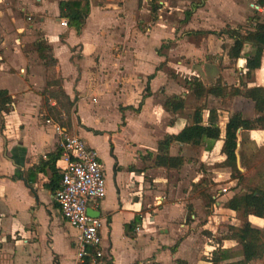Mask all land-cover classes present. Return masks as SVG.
I'll return each mask as SVG.
<instances>
[{"label": "crops", "instance_id": "1", "mask_svg": "<svg viewBox=\"0 0 264 264\" xmlns=\"http://www.w3.org/2000/svg\"><path fill=\"white\" fill-rule=\"evenodd\" d=\"M60 1L0 0V91H5L9 98L6 109H0V264H84L76 259L78 234L61 217L52 191L59 188L64 168L61 140L54 132V125L77 135L94 150L88 139L92 142L93 137H100L106 144L107 166L98 156L105 197L96 209L101 220L103 256L93 260L90 255L88 264H174L176 260L211 264L215 251H226L230 255L237 248L235 241L223 239L226 233L221 236L217 231L219 225L240 227L242 224L235 212L222 207L230 196L225 200L211 197L215 201L207 207V221H200L205 217L200 207L205 198L192 192L198 178L188 179L185 173L188 164H185L179 175L175 173L174 186L170 179L173 170L153 167V159L145 166L146 170H141L136 153L140 145L147 144L148 137L139 119L130 118L129 111L142 107L143 99L138 108H134L125 103L123 96H114L119 86L115 80L123 79L118 75L136 77L147 73V83L150 82V87L154 85L153 79L165 64L162 60L159 66L151 65L156 64L159 57L165 59L161 52L164 43L158 41V34L153 33L148 43L142 44L145 51L135 49L134 54L130 53L126 48L129 32H136L138 36L133 28L137 11L131 3L89 0L88 17L80 34H76L62 25L66 20L59 17ZM209 1L217 4L214 9L220 14L240 12L245 14V19L249 16L247 7L256 3V15L264 22V9L256 0ZM224 20L227 21L226 16ZM38 36L51 48L56 61L52 68L44 67L35 52L33 44ZM225 59L226 56L223 63ZM234 63L244 74V58ZM254 75L256 85L253 87L264 88V54ZM247 85L252 87L250 83ZM54 88H61L79 110L87 101L91 104L94 98L106 103L120 102L121 106L117 104L111 116L123 121L125 126L116 133L93 134L74 126L73 132L70 131L49 114V108L52 110L56 101L48 97L46 90ZM147 90L148 84L144 88ZM251 107L253 109L252 103ZM142 112L143 108V118L149 117ZM255 116L252 113V117ZM206 118L203 116L204 121ZM48 120L50 123H46ZM190 123L179 119L175 125H169L166 134H176ZM220 130L219 140L203 157L215 152L223 161L220 148L224 131L221 127ZM253 132L260 134L258 138L264 144V131H247ZM58 150L59 158L51 161L50 156ZM186 203L191 205L189 211ZM246 221L264 231L263 219L250 215ZM240 260L230 257L221 263L237 264Z\"/></svg>", "mask_w": 264, "mask_h": 264}, {"label": "rangeland", "instance_id": "2", "mask_svg": "<svg viewBox=\"0 0 264 264\" xmlns=\"http://www.w3.org/2000/svg\"><path fill=\"white\" fill-rule=\"evenodd\" d=\"M205 1L159 0L158 5L161 8L157 11L154 20L150 15L147 0H126L124 2L127 5L131 3L137 11L133 28L135 27L138 36H135L137 35L136 32L133 34L129 32L130 37H128V45H126L130 53H133L135 49L141 52L145 51L142 44L148 43L149 39L153 37V33H157L158 41L164 43L166 46L161 51L165 59L159 57L156 64H151L152 66H159V63L165 60V64L159 68V73L153 79L155 81L152 87H150V82L147 83V73H141L136 77L118 75V77L123 79L119 81L115 80L119 86L114 91V96H123L126 100L125 103L132 104L134 108H138L139 102L143 99L142 107L136 111H129L130 118L139 119L143 133L148 137L147 144L145 146L140 145L136 153V158L140 161L141 170H146L145 166L148 165V162H151L146 160L147 154L149 152L153 153L157 142L164 137L166 134L165 130L169 125H175L179 119L188 120L190 123L191 115L197 107H203V116L205 118L207 117L208 110H216L218 123L222 130H224L223 124L232 113L240 112L241 114L243 113L242 116L244 118H253L252 113L254 114V110L251 107L250 101L242 97L221 99L205 96L200 100H196L192 92L188 90L187 81L193 78H198L207 88L217 81H220L228 89L234 87L241 88V84L247 85L250 83L252 87L256 85L254 72L247 79L244 74L240 73L233 66L235 64L234 61H230L227 58L224 60L225 63H223V57L226 56V48L232 44L227 35H223L222 33L221 37L216 35L207 37L200 35L186 36V32L190 30L215 31L219 33L224 30L244 32L251 27L248 22L246 23L247 18H251L257 14L255 9L256 3L252 4L251 7H247V14L249 16L245 19V14H240V12L236 14L230 12L228 14L227 11H223L220 14L219 11L214 9L217 6L216 3L208 0L205 4ZM251 1L253 2V0ZM201 2L204 3V6L199 7V10L192 14L188 23L184 22V12L190 9L192 5ZM239 15L242 18L238 17ZM225 16L227 21L224 20ZM228 18H231V21ZM132 35L133 37H131ZM221 46L225 47V49ZM146 62L148 63V61ZM137 77L139 78L137 79ZM146 84H148V90L144 91ZM53 91L57 92V89L54 88ZM173 94H178L184 98V108L175 114L166 112L163 108L164 101ZM58 100L62 101L60 98ZM62 104H64L63 101ZM117 104L121 106V103L117 101L113 104L112 102L106 103L100 100V98H94L91 104L87 101L80 108L81 110H79V106L76 104L64 107L63 109L58 108L60 112L58 120L66 128L71 129L70 131L73 130L72 127L74 126L77 129H82L93 134L108 133L109 131L114 133L116 131L120 132L125 123L111 116L112 112H115L117 109ZM142 108L143 112L149 115L146 119L141 115ZM121 113H123V110H121ZM151 116L153 118H150ZM259 135L257 132H241L238 136L237 155L242 158L244 164V169L240 171L243 179L239 184L236 180L230 178V169L219 159L218 153L214 152V154L212 153L203 157V153L211 151L215 143L206 142L201 147L171 145L169 150L170 155H181L186 160L185 164H188V167H186L185 173L188 179L198 178L199 180L196 187L192 188V192L204 196L203 198L205 199L200 205L204 216L207 214L206 212H209L207 211V207L216 199L225 200L228 196L231 197L234 194L245 193L247 187L258 188L264 192V144L260 143ZM125 137H128V134H125ZM88 142L93 145L98 156L104 160L107 166L105 159L106 144L102 138L93 137L92 142L89 139ZM182 167L179 170H173L174 173H170V179L174 186L175 173L179 175L180 170L184 168ZM163 174H166L167 177L169 176L167 172H163ZM229 183L231 185H228ZM213 196L215 200L211 199ZM185 206L186 210L189 211L191 205L186 203ZM202 219L207 221V216L201 217L200 221ZM236 219L243 223L240 213H236ZM210 222L215 226L213 219ZM217 228L221 236L226 233L225 225H219ZM230 257L236 260L241 258L240 249L237 247L235 251L231 252ZM258 264H262V262L259 261Z\"/></svg>", "mask_w": 264, "mask_h": 264}, {"label": "trees", "instance_id": "3", "mask_svg": "<svg viewBox=\"0 0 264 264\" xmlns=\"http://www.w3.org/2000/svg\"><path fill=\"white\" fill-rule=\"evenodd\" d=\"M149 12L153 20L156 17L157 11L160 9L159 0H147ZM258 6L264 9V0H257ZM203 2L192 5L190 9L184 12V22H187L194 11L201 7ZM89 14V0H61L59 2V17L66 20V25L73 29L76 34H80L86 18ZM251 29L244 32L238 30H224L223 32L212 31H189L186 36L200 35L207 37L208 35H216L218 37L227 35L232 41V44L226 48V56L230 61H235L240 58L245 60V78H250L252 73L259 69L262 55L264 54V22L256 15L248 19ZM33 47L38 55V58L43 61L46 68H52L56 65L51 48L46 44L45 40L38 36L34 41ZM166 47L161 45V49ZM223 49L225 47L221 46ZM188 90L192 92L196 100H200L205 96L225 99L228 97H242L250 101L253 105L255 117L246 119L240 112L232 113L224 125V136L220 148V154L224 157L223 164L230 169V178L236 180L239 184L243 179L241 169H244V164L241 157H238V136L241 132L262 130L264 131V88L247 87L246 84L240 85L241 88H226L217 81L210 87H205L198 78H193L187 81ZM48 97L56 101L54 108H49V114L53 119L58 120L60 115L59 109L70 107L72 103L63 93L61 88L54 92L53 89L46 92ZM58 98L62 99L59 101ZM9 98L5 91H0V109H6ZM163 108L166 112L172 114L184 108V98L180 95H172L168 97ZM221 130L218 123L216 110H208L206 121L203 120V107H197L191 115V123L182 128L176 134L164 135L156 144V151L149 152L146 160L153 159V167L163 168L167 170H179L186 160L181 155H170L169 150L171 145L201 147L204 143H214L219 140ZM60 156L58 150L53 156H50L51 161H55ZM196 187L195 185L192 186ZM59 188L52 189L55 193ZM246 192L242 194H234L222 203L224 209L240 213L243 223L240 227L225 225L226 234L223 239L235 241L241 252V260L237 264H248L251 262L260 261L264 264V231L256 229L248 223L247 217L254 216L264 220V192L258 188L247 187ZM129 228V227H127ZM174 250V249H173ZM230 258L226 251H215L210 260L211 264H222L221 262ZM84 264H88V258ZM174 264H187L185 261L176 260Z\"/></svg>", "mask_w": 264, "mask_h": 264}, {"label": "built area", "instance_id": "4", "mask_svg": "<svg viewBox=\"0 0 264 264\" xmlns=\"http://www.w3.org/2000/svg\"><path fill=\"white\" fill-rule=\"evenodd\" d=\"M53 128L60 137L64 157V168L54 200L63 220L78 234L76 259L80 263H84L90 255L93 260L101 259V220L88 216L87 211H97L98 204L105 197L102 165L97 152L80 137L58 125Z\"/></svg>", "mask_w": 264, "mask_h": 264}, {"label": "water", "instance_id": "5", "mask_svg": "<svg viewBox=\"0 0 264 264\" xmlns=\"http://www.w3.org/2000/svg\"><path fill=\"white\" fill-rule=\"evenodd\" d=\"M87 214H88V216H90V217H94V218L99 217V212H96V211L88 210V211H87Z\"/></svg>", "mask_w": 264, "mask_h": 264}]
</instances>
